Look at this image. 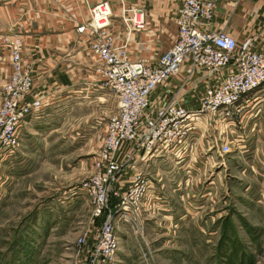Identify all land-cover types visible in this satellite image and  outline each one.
Listing matches in <instances>:
<instances>
[{
    "label": "rangeland",
    "instance_id": "obj_1",
    "mask_svg": "<svg viewBox=\"0 0 264 264\" xmlns=\"http://www.w3.org/2000/svg\"><path fill=\"white\" fill-rule=\"evenodd\" d=\"M33 29L13 34L24 40ZM147 32L148 39L132 42V59L156 60L164 47L150 28ZM66 63L73 84L55 90L57 104L27 117L16 158L0 168V264H84L85 249L77 242L87 230L94 235L100 224L80 187L91 175L117 98L81 60ZM53 76L39 80L51 87ZM180 158L153 157L151 166L145 165L163 198L155 213L140 221L142 233L134 221L117 217L115 264H264L260 161L255 160L256 169L251 157L229 152L214 157L215 163L205 162L206 156Z\"/></svg>",
    "mask_w": 264,
    "mask_h": 264
},
{
    "label": "built area",
    "instance_id": "obj_2",
    "mask_svg": "<svg viewBox=\"0 0 264 264\" xmlns=\"http://www.w3.org/2000/svg\"><path fill=\"white\" fill-rule=\"evenodd\" d=\"M118 1L117 12L110 0L97 1L77 26L90 43L101 87L117 98L91 175L80 187L100 221L94 235L87 230L77 242L85 249L84 264H115L117 217L134 221L142 233L140 221L157 210L163 195L142 165L153 157L203 156L201 140L207 149L230 152L247 95L264 84V52L255 37L239 40L224 28H211L217 0H180L173 15L176 39L156 60L130 57L136 33L148 21L142 7ZM2 43L11 72L0 103V168L16 158L27 117L54 100L50 92L34 96L36 79L22 38L9 34Z\"/></svg>",
    "mask_w": 264,
    "mask_h": 264
},
{
    "label": "crops",
    "instance_id": "obj_3",
    "mask_svg": "<svg viewBox=\"0 0 264 264\" xmlns=\"http://www.w3.org/2000/svg\"><path fill=\"white\" fill-rule=\"evenodd\" d=\"M97 1L99 0H0V78L4 80L2 86L11 72L9 51L2 41L17 29L30 27L34 28V33L26 36L23 41L24 58L34 70L36 79L34 96L47 92L56 96L55 90H68L73 81L65 71L66 61L69 62L73 57L81 60V67H85L89 75H95L93 71L95 57L83 45L86 42L85 37L77 32V26L88 19L89 8ZM110 1L114 12H117L119 1ZM125 2L145 10L148 30L150 28L151 32L153 31V37L159 42L165 43L161 52L174 43L177 28L173 22V15L180 0H125ZM210 26L224 28L239 40L245 36L255 37L257 49L264 52V0H217ZM52 29L58 32L50 35L44 33L51 32ZM148 30L136 33L133 46L137 44L136 39H148L146 37ZM74 39H77L76 46ZM53 60H56L57 64L52 63ZM55 65L57 67L53 71L52 67ZM46 74H54L49 79L51 87L39 80ZM247 100L239 127L241 130L238 131L237 128L238 133L243 132L244 135H233L229 153L251 157L250 163L256 165V169H258L256 161H260V169L264 171V84L248 94ZM58 102L53 100L52 104ZM206 143L205 140L199 143L200 153L207 157L205 162L215 163L214 157L227 155L218 152V147L207 149ZM190 158L194 159V156ZM151 164L149 161L142 167Z\"/></svg>",
    "mask_w": 264,
    "mask_h": 264
},
{
    "label": "trees",
    "instance_id": "obj_4",
    "mask_svg": "<svg viewBox=\"0 0 264 264\" xmlns=\"http://www.w3.org/2000/svg\"><path fill=\"white\" fill-rule=\"evenodd\" d=\"M99 221V220H98Z\"/></svg>",
    "mask_w": 264,
    "mask_h": 264
}]
</instances>
